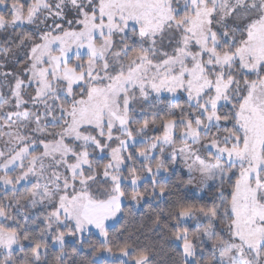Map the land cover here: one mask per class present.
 <instances>
[{
    "label": "snow or ice",
    "instance_id": "1",
    "mask_svg": "<svg viewBox=\"0 0 264 264\" xmlns=\"http://www.w3.org/2000/svg\"><path fill=\"white\" fill-rule=\"evenodd\" d=\"M0 264H264V0H0Z\"/></svg>",
    "mask_w": 264,
    "mask_h": 264
}]
</instances>
